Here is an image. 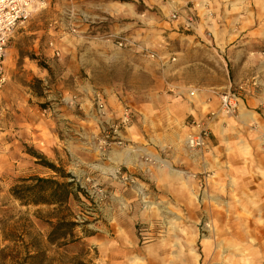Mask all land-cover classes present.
Returning a JSON list of instances; mask_svg holds the SVG:
<instances>
[{"label":"rangeland","instance_id":"obj_1","mask_svg":"<svg viewBox=\"0 0 264 264\" xmlns=\"http://www.w3.org/2000/svg\"><path fill=\"white\" fill-rule=\"evenodd\" d=\"M136 2L149 17L143 0ZM81 4L83 14L92 11V2ZM69 9L70 0H46L7 50L0 87V252L7 247L8 255L0 253V264H16L24 246L42 250L44 264H264V171L255 170L264 169V103H250L253 117L240 109L226 114L220 104L184 117V106L156 100L170 89H151L167 86L169 78L166 66L154 61L159 43L148 21L137 26L134 44L119 47L115 19L95 24L92 34L85 26L75 33ZM37 28L45 32L39 41L32 33ZM149 97L155 103L140 106ZM203 128L208 150L219 152L207 154L200 171L197 151L206 146L192 149L188 137ZM33 178L74 181V193L63 207L23 205L12 189ZM61 217L79 226L74 238L52 244L51 224ZM3 229L18 241H5Z\"/></svg>","mask_w":264,"mask_h":264},{"label":"crops","instance_id":"obj_2","mask_svg":"<svg viewBox=\"0 0 264 264\" xmlns=\"http://www.w3.org/2000/svg\"><path fill=\"white\" fill-rule=\"evenodd\" d=\"M136 1L140 0H131V5H126L119 0H70L69 18L74 25L72 30L78 33L85 26L92 34L95 24L105 23L106 19L113 22L112 19H115L117 31L112 36L115 39L128 38L132 45L134 39L138 38L137 26L142 21H148L153 26L152 36L159 43L154 61L161 67L166 66L164 70L169 78L167 86L163 84L161 88L156 83L151 89L160 91L167 87L168 91H172L166 98L159 95L157 101H167L171 106H184V117H187L192 113L200 115V108L207 105L220 104L223 93L237 91L242 95L241 114L244 117L254 116L253 112L250 115L247 112L250 103H264V0H143L149 7L146 8L149 17L139 12ZM81 2L86 5L92 2V11L86 10L83 14ZM191 10L197 16V26L190 31L184 27L183 21ZM174 14L178 15V19H173ZM97 19L100 21L97 22ZM126 19H129V26L125 23ZM27 22L25 20L18 25L11 38L19 29L26 28ZM42 32L38 28L32 31L37 33L38 41ZM15 43L12 41L11 49ZM9 44L10 41L7 50ZM49 50L53 51L52 48ZM154 101L155 98L149 97V101L140 106L153 105ZM171 136L169 142L174 146L180 133ZM208 144L209 138L206 150L197 151V154L202 153L198 163L200 171L202 167L207 168L206 155L217 156L219 152L215 146L208 150L211 148ZM219 154L222 155V152ZM206 168L202 171H206ZM255 170L264 171L261 168ZM257 182L254 180V183Z\"/></svg>","mask_w":264,"mask_h":264},{"label":"built area","instance_id":"obj_3","mask_svg":"<svg viewBox=\"0 0 264 264\" xmlns=\"http://www.w3.org/2000/svg\"><path fill=\"white\" fill-rule=\"evenodd\" d=\"M46 0H0V87L5 82V61L7 56V46L14 30L22 22L28 19L33 12L45 7ZM173 19H178L174 14ZM187 30H195L197 26V16L191 10L183 21ZM128 38H117V45L125 47L130 45ZM193 95V92H191ZM242 95L239 92L229 91L220 96V106L226 114H234L240 108ZM96 103L99 111L104 112L106 105L97 94ZM213 115V113L211 114ZM129 121L128 115L124 116L122 122L126 124ZM209 132L206 129H200L196 134L188 137V146L192 149L204 148L207 146Z\"/></svg>","mask_w":264,"mask_h":264},{"label":"trees","instance_id":"obj_4","mask_svg":"<svg viewBox=\"0 0 264 264\" xmlns=\"http://www.w3.org/2000/svg\"><path fill=\"white\" fill-rule=\"evenodd\" d=\"M46 164L61 177H72L71 174L66 173L64 169L58 168L54 164L48 162H46ZM32 180L34 181L33 184L22 185L21 187L15 186L12 189V194L15 198L19 199L23 205L51 204L63 207L67 205L70 195L74 193V181L58 182L44 178H33ZM78 190L81 192L80 189ZM51 226L52 230L48 238L50 243L55 244L61 240L69 241V237L74 238V229L79 226V223L68 221L66 218L61 217L56 223L51 224ZM2 233L5 241H18L14 236L12 238V235L8 234L4 229L2 230ZM6 248L7 247L2 249L0 253L3 257L7 258L8 254L6 253ZM24 251L25 253L23 256L17 257L16 264H44L45 253L42 250L37 249L33 253L29 251L28 247L24 246ZM17 254L21 255L22 253L18 252Z\"/></svg>","mask_w":264,"mask_h":264}]
</instances>
